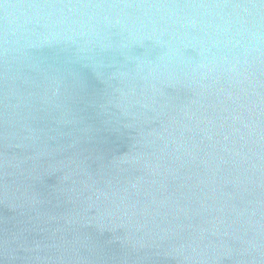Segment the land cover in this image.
Listing matches in <instances>:
<instances>
[{
  "label": "water",
  "instance_id": "1",
  "mask_svg": "<svg viewBox=\"0 0 264 264\" xmlns=\"http://www.w3.org/2000/svg\"><path fill=\"white\" fill-rule=\"evenodd\" d=\"M0 264H264V0H0Z\"/></svg>",
  "mask_w": 264,
  "mask_h": 264
}]
</instances>
